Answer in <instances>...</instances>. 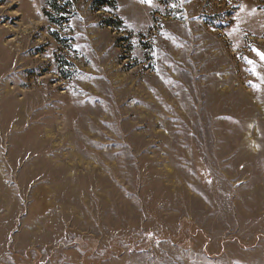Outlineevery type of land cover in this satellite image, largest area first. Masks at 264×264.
Masks as SVG:
<instances>
[{
	"label": "rangeland",
	"instance_id": "obj_1",
	"mask_svg": "<svg viewBox=\"0 0 264 264\" xmlns=\"http://www.w3.org/2000/svg\"><path fill=\"white\" fill-rule=\"evenodd\" d=\"M0 264H264V0H0Z\"/></svg>",
	"mask_w": 264,
	"mask_h": 264
},
{
	"label": "trees",
	"instance_id": "obj_2",
	"mask_svg": "<svg viewBox=\"0 0 264 264\" xmlns=\"http://www.w3.org/2000/svg\"><path fill=\"white\" fill-rule=\"evenodd\" d=\"M57 5H58V4L55 5V8H56V9H57Z\"/></svg>",
	"mask_w": 264,
	"mask_h": 264
}]
</instances>
